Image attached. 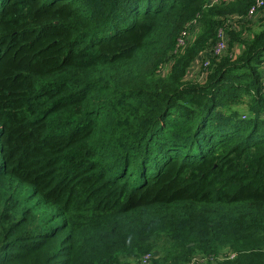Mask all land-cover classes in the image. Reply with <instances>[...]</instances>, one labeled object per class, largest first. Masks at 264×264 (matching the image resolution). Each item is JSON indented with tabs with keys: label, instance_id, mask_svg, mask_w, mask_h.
I'll list each match as a JSON object with an SVG mask.
<instances>
[{
	"label": "trees",
	"instance_id": "16d2710c",
	"mask_svg": "<svg viewBox=\"0 0 264 264\" xmlns=\"http://www.w3.org/2000/svg\"><path fill=\"white\" fill-rule=\"evenodd\" d=\"M256 3L0 0V264H264Z\"/></svg>",
	"mask_w": 264,
	"mask_h": 264
},
{
	"label": "built area",
	"instance_id": "2783aa9c",
	"mask_svg": "<svg viewBox=\"0 0 264 264\" xmlns=\"http://www.w3.org/2000/svg\"><path fill=\"white\" fill-rule=\"evenodd\" d=\"M262 7H264V0H257L256 6L251 9L250 14H254L259 8H262ZM256 8H258V9L256 10ZM221 31L222 30H220V34H219L218 40L216 42V45L212 48V52L216 55L217 54L221 55L222 52L225 53L226 36H221V33H222ZM186 40H187V37L185 36V37L180 38L179 42H180V44H183ZM208 64H209L208 62H204L205 66H207ZM203 74H204V72L201 73V75H203ZM263 86H264V84H263ZM234 256H235V254L230 255L231 258H233ZM153 257H154V254L149 252V253L141 256L137 261H135L131 264H150ZM188 264H193V263L190 262Z\"/></svg>",
	"mask_w": 264,
	"mask_h": 264
},
{
	"label": "rangeland",
	"instance_id": "374dc122",
	"mask_svg": "<svg viewBox=\"0 0 264 264\" xmlns=\"http://www.w3.org/2000/svg\"><path fill=\"white\" fill-rule=\"evenodd\" d=\"M263 14L264 12L261 14V16L254 18L250 23H248L250 30L246 31L245 37H244L245 40H249L252 33L260 31V29L264 26V15ZM197 31L195 30L194 33H197ZM221 32H222L221 36H225L224 32L223 31ZM219 34H218V37H219ZM157 248L161 250V253H160V256H162L161 262L173 260L172 257L169 256L168 251L164 247L159 246Z\"/></svg>",
	"mask_w": 264,
	"mask_h": 264
}]
</instances>
